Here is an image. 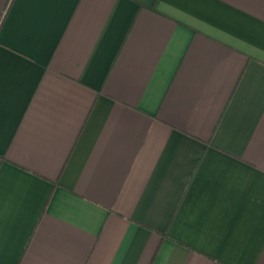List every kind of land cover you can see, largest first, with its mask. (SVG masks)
Masks as SVG:
<instances>
[{
    "label": "crops",
    "instance_id": "crops-1",
    "mask_svg": "<svg viewBox=\"0 0 264 264\" xmlns=\"http://www.w3.org/2000/svg\"><path fill=\"white\" fill-rule=\"evenodd\" d=\"M0 264H264V0H0Z\"/></svg>",
    "mask_w": 264,
    "mask_h": 264
}]
</instances>
